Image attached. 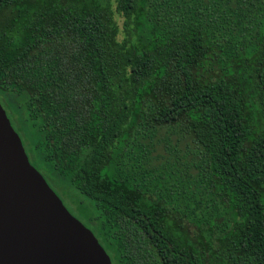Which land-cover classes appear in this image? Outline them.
I'll list each match as a JSON object with an SVG mask.
<instances>
[{
    "label": "trees",
    "instance_id": "16d2710c",
    "mask_svg": "<svg viewBox=\"0 0 264 264\" xmlns=\"http://www.w3.org/2000/svg\"><path fill=\"white\" fill-rule=\"evenodd\" d=\"M115 3L0 0L30 162L92 202L112 264H264V0Z\"/></svg>",
    "mask_w": 264,
    "mask_h": 264
},
{
    "label": "water",
    "instance_id": "95a60500",
    "mask_svg": "<svg viewBox=\"0 0 264 264\" xmlns=\"http://www.w3.org/2000/svg\"><path fill=\"white\" fill-rule=\"evenodd\" d=\"M0 264H112L30 162L0 102Z\"/></svg>",
    "mask_w": 264,
    "mask_h": 264
},
{
    "label": "rangeland",
    "instance_id": "374dc122",
    "mask_svg": "<svg viewBox=\"0 0 264 264\" xmlns=\"http://www.w3.org/2000/svg\"><path fill=\"white\" fill-rule=\"evenodd\" d=\"M91 1V0H88ZM112 1V6L115 9L116 3L115 0ZM115 20L119 27L118 39L121 41L125 38L126 33L124 30V17L119 13L115 12ZM14 125L18 129L17 122L14 121ZM57 193L63 199L65 205L70 209V211L77 216L81 221L86 225L93 227V216H95V210L92 202L82 193L78 192L74 188H71L68 192L62 191L59 188L55 187Z\"/></svg>",
    "mask_w": 264,
    "mask_h": 264
}]
</instances>
